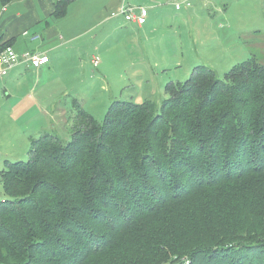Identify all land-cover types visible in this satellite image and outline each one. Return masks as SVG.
<instances>
[{"label":"trees","instance_id":"16d2710c","mask_svg":"<svg viewBox=\"0 0 264 264\" xmlns=\"http://www.w3.org/2000/svg\"><path fill=\"white\" fill-rule=\"evenodd\" d=\"M77 1L55 0L50 18ZM257 57L223 80L195 67L160 108L116 101L101 123L77 105L69 142L32 139L30 160L1 174L0 264H264ZM181 224L188 232L170 239Z\"/></svg>","mask_w":264,"mask_h":264},{"label":"rangeland","instance_id":"374dc122","mask_svg":"<svg viewBox=\"0 0 264 264\" xmlns=\"http://www.w3.org/2000/svg\"><path fill=\"white\" fill-rule=\"evenodd\" d=\"M24 1L11 5L0 29L10 15L29 19L33 8L40 11L39 0ZM185 1L79 0L64 18L48 19L58 23L64 34L61 42L76 40L67 47L78 55L61 49L51 71L40 76L11 71L0 86V201L5 199L2 172L10 163L30 160L32 139L50 133L71 140L69 121L77 105L102 123L116 101H151L160 108L170 95L166 87L190 79L197 66L210 67L223 80L252 52L264 65V0H192L190 8L177 11L176 4ZM124 5L155 9L156 14L140 30L123 17H112ZM23 38L29 42L19 37L22 47L27 46ZM95 58L98 66L92 64ZM188 230L181 224L170 239ZM164 244L163 236H158L152 248L161 250Z\"/></svg>","mask_w":264,"mask_h":264},{"label":"crops","instance_id":"0c3cea01","mask_svg":"<svg viewBox=\"0 0 264 264\" xmlns=\"http://www.w3.org/2000/svg\"><path fill=\"white\" fill-rule=\"evenodd\" d=\"M16 0H13L6 8L5 11H0V22L2 21L4 16H7L10 11L11 5L15 2ZM24 1V0H23ZM22 1H19V3ZM153 2V1H152ZM155 2V1H154ZM18 3V4H19ZM24 5H27L28 7L31 6L32 4L29 3V1H24ZM39 5H40V11L37 12L33 8L32 15L29 19H24L23 16L18 15V16H12L10 15L7 17L5 20V27H2L0 29V45L4 44L5 42H8L12 39H15V43L13 47L17 49V53L19 55H23L27 51L30 52H41L44 53L49 57V64L40 68V69H34V68H28L26 65L22 64L15 68L13 71L15 74H18V72H28V71H33L37 75L46 72V70L51 71L54 68V55L59 52L61 49H65L67 55H78L77 51L72 52L71 49H68V44L75 42L76 40L67 41V42H61L60 38L64 37L63 32L60 30V27L58 23L55 22H49L48 19L51 17L53 11H54V3L53 1L50 0H39ZM177 10V9H176ZM177 10V11H182ZM156 14V10L153 9L149 11V18L148 21L145 25H147L150 20H152V17H154ZM12 16V17H11ZM13 19V20H12ZM11 22L8 24L7 22ZM126 22V21H125ZM128 23V22H127ZM129 25L138 27V29L142 30L144 29L145 25L139 26L135 23H130ZM31 28H36L37 31H32ZM24 31H31V33H40L42 35V40L38 42H29L27 40H24V44H27V46L21 45V42L19 40V37L23 36L22 33ZM70 58V57H68ZM59 59V58H57ZM40 76V75H39ZM42 77V76H41ZM5 82L0 83V86L4 84ZM5 87V86H4Z\"/></svg>","mask_w":264,"mask_h":264},{"label":"built area","instance_id":"2783aa9c","mask_svg":"<svg viewBox=\"0 0 264 264\" xmlns=\"http://www.w3.org/2000/svg\"><path fill=\"white\" fill-rule=\"evenodd\" d=\"M155 1V0H151ZM192 0H186L181 4H176V9L181 10L182 7L190 8ZM4 7L0 11H5ZM112 17H123L128 23H135L139 26H143L147 23L149 18V11L146 7H132L122 6L113 14ZM24 37L29 38L31 42H38L42 40V35L39 33H31L30 31H24L22 33ZM50 62L49 57L41 52H26L23 55H18L12 47H7L0 53V81H3L9 76L10 72L18 66L24 64L28 68L40 69ZM94 66L99 65V59L92 60Z\"/></svg>","mask_w":264,"mask_h":264}]
</instances>
